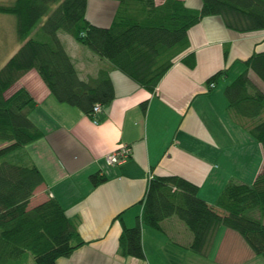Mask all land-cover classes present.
Wrapping results in <instances>:
<instances>
[{"label":"trees","instance_id":"trees-1","mask_svg":"<svg viewBox=\"0 0 264 264\" xmlns=\"http://www.w3.org/2000/svg\"><path fill=\"white\" fill-rule=\"evenodd\" d=\"M116 1L108 25L88 19L87 0L0 3V12L15 16L19 41L0 67V264H57V258L85 242L78 230L80 216L67 214L55 197L29 204L44 177L34 163L14 158L16 150L43 135L30 115L36 100L24 85H16L27 70L36 69L58 101L90 117L94 103H108L114 96L109 69L100 67L96 74L81 77L60 33L70 34L153 91L173 58L188 47V29L203 16L219 14L236 31L264 30V0H201L199 7L184 0ZM182 61L194 66V53L188 52ZM244 62L245 68L223 92L232 119L261 145L264 160V89L254 79L264 84V50L254 51ZM225 74L220 68L206 82L214 85ZM141 104L145 108L146 101ZM89 179L97 185L106 176L94 171ZM139 203L134 224L126 225L121 214L116 215L122 224L117 247L121 255L145 259L142 225L163 230V219L174 215L191 231L186 244L191 251L206 255L223 225L239 232L264 257V165L251 181L230 177L214 202L201 197L198 185L184 176L151 174Z\"/></svg>","mask_w":264,"mask_h":264},{"label":"crops","instance_id":"crops-1","mask_svg":"<svg viewBox=\"0 0 264 264\" xmlns=\"http://www.w3.org/2000/svg\"><path fill=\"white\" fill-rule=\"evenodd\" d=\"M184 2L201 5V0ZM104 3L106 9L96 17L87 14L91 5ZM116 6V0H87L86 16L108 25ZM188 37V47L150 91L70 34L60 33L81 77L100 67L109 69L114 96L102 104L96 121L77 106L58 101L36 69L18 80L16 85H24L36 100L30 115L43 131L14 153L19 162L34 163L44 177L29 204L51 195L67 214L80 216L78 230L85 242L57 258V264H184L181 250L188 249L191 231L178 217L163 219V230L142 225L141 259L118 252L122 224L116 215L121 214L124 224H134L151 174L184 176L198 185L201 197L214 202L230 177L251 181L263 167L261 145L232 119L223 88L245 68L251 53L264 50V30L236 31L219 14H209L188 29ZM188 52L195 55L192 67L182 61ZM220 68L226 74L208 85L206 78ZM125 144L129 156L108 163L106 154ZM94 171L106 179L93 185L89 175ZM256 255L239 232L221 225L205 256L216 264H245Z\"/></svg>","mask_w":264,"mask_h":264},{"label":"rangeland","instance_id":"rangeland-1","mask_svg":"<svg viewBox=\"0 0 264 264\" xmlns=\"http://www.w3.org/2000/svg\"><path fill=\"white\" fill-rule=\"evenodd\" d=\"M12 1L13 0H0V3H10ZM101 9L102 11L106 9V3L103 5H91V7L88 8L87 14L91 15V17H96ZM15 21L16 19L13 14L0 12V67L19 46V41L15 32ZM262 220L264 221V216L262 217ZM170 248L174 247L170 245ZM181 252L185 255L184 259L186 261H184V264H216L211 262L210 257H206L205 255L199 254L195 251L182 249ZM169 253L170 255H175L174 252ZM245 264H264V257L258 254L255 258L247 259Z\"/></svg>","mask_w":264,"mask_h":264},{"label":"built area","instance_id":"built-area-1","mask_svg":"<svg viewBox=\"0 0 264 264\" xmlns=\"http://www.w3.org/2000/svg\"><path fill=\"white\" fill-rule=\"evenodd\" d=\"M213 85V82L210 83ZM102 104L100 102L94 103L91 110V117L94 121H96V113L101 110ZM130 154V146L129 145H120L118 148L112 150L111 152L106 154V161L110 164L119 163Z\"/></svg>","mask_w":264,"mask_h":264}]
</instances>
